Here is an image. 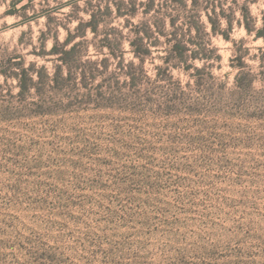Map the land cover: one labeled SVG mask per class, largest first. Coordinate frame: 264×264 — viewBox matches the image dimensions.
Returning a JSON list of instances; mask_svg holds the SVG:
<instances>
[{"label":"rangeland","instance_id":"obj_1","mask_svg":"<svg viewBox=\"0 0 264 264\" xmlns=\"http://www.w3.org/2000/svg\"><path fill=\"white\" fill-rule=\"evenodd\" d=\"M191 3L0 0V64L57 80L39 109L0 74V264H264V0L217 3L202 86L182 67L156 79ZM134 49L137 90L111 55Z\"/></svg>","mask_w":264,"mask_h":264},{"label":"trees","instance_id":"obj_2","mask_svg":"<svg viewBox=\"0 0 264 264\" xmlns=\"http://www.w3.org/2000/svg\"><path fill=\"white\" fill-rule=\"evenodd\" d=\"M219 1L220 0H206V6H204L203 9L206 12L208 22L211 25V33H207L205 24L199 19L197 0H192L191 13L183 23L185 31L184 33L175 31L172 34V38L169 41H173V45L165 57L164 64H166V66L157 67V72L155 74L156 79H162L165 74H169L172 68L182 67L190 77L196 78L199 86H202L205 71L209 68L208 64H213L214 61L222 59V56L218 54V49L211 46L210 39L206 41L207 35L220 33L218 24H220L221 17H226L223 10L222 12L217 11V7H219L217 3H219ZM244 11L248 12V7H245ZM171 23L172 26L176 28V20L172 19ZM229 23L231 25V22ZM246 28L248 32L252 31L249 26H246ZM93 29L95 28L93 27ZM263 33L264 30L259 29L257 31V37H262ZM222 35L226 40L230 39L229 35L225 33ZM139 39L141 41L142 38L140 37ZM131 44L134 45V41L131 42ZM190 45H194L196 48L191 49ZM57 50L58 46L57 42H55L49 54L54 55L57 53ZM133 53L134 56L140 60V63L136 64L133 61L125 63L122 56L115 52H111V55L118 58L117 67L126 78L125 84L133 90H137L142 83L148 82V79L151 78L147 75L143 66L146 53L149 52H141L140 50L134 49ZM17 58H19V60ZM15 59H9V65H6L5 63L0 64V74L4 77L5 84L10 79L16 80V87L18 88L16 97L20 99V102L22 104L25 103L29 96L33 94L39 97V99L41 98V101H33L32 105H36L39 109H42L45 105L43 96L45 95L47 88H55V82L57 81L56 75L49 73L48 68L45 65H42L40 69L37 70L34 62H31L26 66L24 64V59L21 56L15 57ZM189 60L200 61L203 64L198 66L194 63H189ZM102 62L106 66L109 62V58H104ZM89 63L92 64V66H87V77L94 78L97 72L100 71L97 67L98 60H90ZM241 63L243 64L244 62L241 60ZM191 69H193V72H190ZM208 76L214 78L211 72L208 73ZM248 80L250 84L253 82V78H249ZM2 86L3 85L1 84L0 88H2ZM1 91L2 90H0V92ZM32 91L34 93H32Z\"/></svg>","mask_w":264,"mask_h":264},{"label":"clouds","instance_id":"obj_3","mask_svg":"<svg viewBox=\"0 0 264 264\" xmlns=\"http://www.w3.org/2000/svg\"><path fill=\"white\" fill-rule=\"evenodd\" d=\"M12 19H14V18H9V23H11V22H12Z\"/></svg>","mask_w":264,"mask_h":264}]
</instances>
